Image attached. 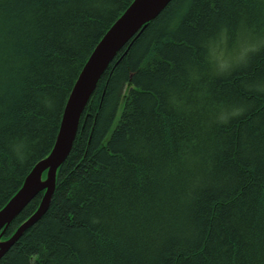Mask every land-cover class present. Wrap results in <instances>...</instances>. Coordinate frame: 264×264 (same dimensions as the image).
<instances>
[{"label":"trees","instance_id":"16d2710c","mask_svg":"<svg viewBox=\"0 0 264 264\" xmlns=\"http://www.w3.org/2000/svg\"><path fill=\"white\" fill-rule=\"evenodd\" d=\"M133 2L0 0V210ZM263 36L264 0H173L102 76L49 210L0 264H264Z\"/></svg>","mask_w":264,"mask_h":264},{"label":"water","instance_id":"95a60500","mask_svg":"<svg viewBox=\"0 0 264 264\" xmlns=\"http://www.w3.org/2000/svg\"><path fill=\"white\" fill-rule=\"evenodd\" d=\"M172 1L134 0L96 47L69 97L52 152L34 167L26 178L23 188L0 210V231L3 235L23 210L44 192L38 210L17 229L9 240H0V261L24 233L41 220L49 210L56 190L58 171L72 151L82 115L102 76L117 55L139 36ZM45 172H47V178L43 180Z\"/></svg>","mask_w":264,"mask_h":264},{"label":"rangeland","instance_id":"374dc122","mask_svg":"<svg viewBox=\"0 0 264 264\" xmlns=\"http://www.w3.org/2000/svg\"><path fill=\"white\" fill-rule=\"evenodd\" d=\"M263 39H264V36H263V38L261 40L263 41ZM223 50H225V51L224 52H220V54L217 56V58L219 60H221V61L224 60V58H226L227 60H225V62H229V61H235V62L237 61L238 62L243 57V52L244 51L237 55V50H243L241 48V44L240 43L237 45L236 49L232 50L234 53L230 52L231 54L226 55V53H227L226 51H228V49L224 48Z\"/></svg>","mask_w":264,"mask_h":264}]
</instances>
